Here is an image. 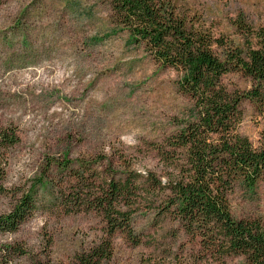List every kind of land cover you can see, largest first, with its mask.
<instances>
[{
  "label": "rangeland",
  "instance_id": "374dc122",
  "mask_svg": "<svg viewBox=\"0 0 264 264\" xmlns=\"http://www.w3.org/2000/svg\"><path fill=\"white\" fill-rule=\"evenodd\" d=\"M170 1L195 27L227 43L244 42L239 21L264 24V0ZM225 83L231 90L251 88L237 73ZM262 94L260 104H241L238 132L254 146L264 133V84ZM191 108L178 91L177 74L131 43L100 0H3L0 130L14 131L17 140L0 147L6 190L0 216L31 187L36 194L31 216L16 232H0L3 250L24 254L0 255V264H72L103 242L110 244L108 264H214L175 222L157 217L154 196L130 210L137 242L120 231L109 236L99 212L76 210L71 199L74 173L84 174L83 188L128 176L142 183L147 173L163 181L167 170L153 147ZM230 207L235 218L258 220L264 228V176L253 188L237 185Z\"/></svg>",
  "mask_w": 264,
  "mask_h": 264
},
{
  "label": "trees",
  "instance_id": "16d2710c",
  "mask_svg": "<svg viewBox=\"0 0 264 264\" xmlns=\"http://www.w3.org/2000/svg\"><path fill=\"white\" fill-rule=\"evenodd\" d=\"M100 1L131 43L142 46L160 67L177 74L178 91L192 108L161 145L153 147L167 170L163 181L147 173L142 183L137 176H128L110 180L105 187L83 188L84 174L74 173V208L99 212L109 236L120 231L137 242L130 210H136L145 197L154 196L158 198L157 217L175 222L214 264H227L229 257H240L241 264H264L263 225L258 220L235 218L230 207V195L237 185L253 188L264 176V133L254 146L238 132L242 102H263L264 24L248 27L239 21L236 26L244 42L227 43L195 27L170 0ZM234 73L248 79L251 88L229 89L225 78ZM16 140L14 131L0 130V147L9 148ZM63 164L67 167L68 163ZM3 177L0 171V195L6 191ZM34 188L0 216V232H16L31 216ZM11 253L24 254L0 247V255ZM110 257V244L103 242L78 255L72 264H108Z\"/></svg>",
  "mask_w": 264,
  "mask_h": 264
}]
</instances>
